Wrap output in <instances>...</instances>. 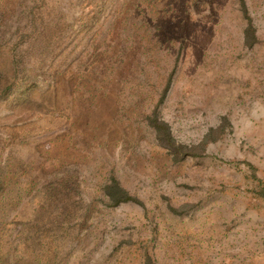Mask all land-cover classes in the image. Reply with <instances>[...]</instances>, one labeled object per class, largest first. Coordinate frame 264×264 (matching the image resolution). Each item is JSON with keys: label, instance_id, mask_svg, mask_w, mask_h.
Masks as SVG:
<instances>
[{"label": "rangeland", "instance_id": "rangeland-1", "mask_svg": "<svg viewBox=\"0 0 264 264\" xmlns=\"http://www.w3.org/2000/svg\"><path fill=\"white\" fill-rule=\"evenodd\" d=\"M245 2L0 0V264H264ZM113 179L137 199L112 205Z\"/></svg>", "mask_w": 264, "mask_h": 264}, {"label": "trees", "instance_id": "trees-1", "mask_svg": "<svg viewBox=\"0 0 264 264\" xmlns=\"http://www.w3.org/2000/svg\"><path fill=\"white\" fill-rule=\"evenodd\" d=\"M240 4H241L243 12L246 15H248V8H247L245 0H240ZM249 20H250V23L248 24L244 32L245 42L248 46H252L255 42H257V36L255 32L256 28L252 23V18L249 17ZM171 77H169L167 86L169 85L171 81ZM166 88H165V91H166ZM164 94L165 92L163 93V95ZM151 123L155 127V130L157 131L159 140L163 142L165 146H167L170 149L174 148L175 150H179V151H183L187 149L186 145L176 142L175 138L172 135L170 126L165 121L160 120L155 115V117H151ZM105 191L108 197L111 199L112 205H119L122 202L135 201L137 199L134 196H132L124 187H122L119 184V182L115 179H113L111 183L106 185ZM258 193L262 198H264V188H261ZM145 264H151V258L149 256L146 257Z\"/></svg>", "mask_w": 264, "mask_h": 264}]
</instances>
